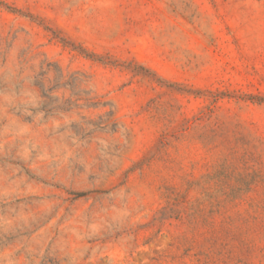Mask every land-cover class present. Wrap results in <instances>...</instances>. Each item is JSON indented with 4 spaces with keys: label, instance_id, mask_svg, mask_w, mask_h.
I'll use <instances>...</instances> for the list:
<instances>
[{
    "label": "rangeland",
    "instance_id": "374dc122",
    "mask_svg": "<svg viewBox=\"0 0 264 264\" xmlns=\"http://www.w3.org/2000/svg\"><path fill=\"white\" fill-rule=\"evenodd\" d=\"M0 44V264H264V0H0Z\"/></svg>",
    "mask_w": 264,
    "mask_h": 264
},
{
    "label": "trees",
    "instance_id": "16d2710c",
    "mask_svg": "<svg viewBox=\"0 0 264 264\" xmlns=\"http://www.w3.org/2000/svg\"><path fill=\"white\" fill-rule=\"evenodd\" d=\"M1 45V44H0ZM49 72V68L45 70L44 72L40 73L41 78L39 80H36L34 85L39 89L40 91V97H41V102H40V111H44L46 113H51L53 111H57L58 109H63L64 105H73L77 106V101L79 100H84V101H89L88 97L82 98V97H77L75 101H71L70 99L64 100L62 103H59V99L56 96H53L52 93L54 92V89H56V84L54 86L46 85L45 84V79L46 75ZM50 79H47L49 81ZM56 81V77L54 79ZM67 111L70 109H66ZM91 123V122H89ZM104 122H98V123H91V125H94L95 127H102L100 126ZM106 126L107 124H103Z\"/></svg>",
    "mask_w": 264,
    "mask_h": 264
}]
</instances>
